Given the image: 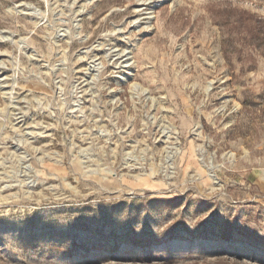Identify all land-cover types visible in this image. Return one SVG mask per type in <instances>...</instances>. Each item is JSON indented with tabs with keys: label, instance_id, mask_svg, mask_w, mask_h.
<instances>
[{
	"label": "rangeland",
	"instance_id": "obj_1",
	"mask_svg": "<svg viewBox=\"0 0 264 264\" xmlns=\"http://www.w3.org/2000/svg\"><path fill=\"white\" fill-rule=\"evenodd\" d=\"M230 5L264 16L0 0V264H264V55L226 57Z\"/></svg>",
	"mask_w": 264,
	"mask_h": 264
},
{
	"label": "trees",
	"instance_id": "obj_2",
	"mask_svg": "<svg viewBox=\"0 0 264 264\" xmlns=\"http://www.w3.org/2000/svg\"><path fill=\"white\" fill-rule=\"evenodd\" d=\"M214 17L226 29L223 49L227 58L242 53L245 46L261 49V54L264 55V16L230 5L217 8ZM238 44L241 48H238ZM239 59H243L242 54Z\"/></svg>",
	"mask_w": 264,
	"mask_h": 264
}]
</instances>
